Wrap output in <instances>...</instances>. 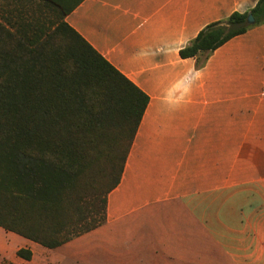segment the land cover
<instances>
[{"label": "crops", "instance_id": "obj_1", "mask_svg": "<svg viewBox=\"0 0 264 264\" xmlns=\"http://www.w3.org/2000/svg\"><path fill=\"white\" fill-rule=\"evenodd\" d=\"M52 1L149 101L105 221L54 249L0 227V264H264V23L180 55L258 0Z\"/></svg>", "mask_w": 264, "mask_h": 264}, {"label": "trees", "instance_id": "obj_2", "mask_svg": "<svg viewBox=\"0 0 264 264\" xmlns=\"http://www.w3.org/2000/svg\"><path fill=\"white\" fill-rule=\"evenodd\" d=\"M29 6L0 8V227L54 249L105 221L149 98L56 2ZM261 23L264 0L206 25L180 55L201 68L216 48ZM17 254L32 257L28 248Z\"/></svg>", "mask_w": 264, "mask_h": 264}, {"label": "water", "instance_id": "obj_3", "mask_svg": "<svg viewBox=\"0 0 264 264\" xmlns=\"http://www.w3.org/2000/svg\"><path fill=\"white\" fill-rule=\"evenodd\" d=\"M254 22H255V18L253 16V14L252 13H249L248 14V17H247V23L248 24H253Z\"/></svg>", "mask_w": 264, "mask_h": 264}, {"label": "rangeland", "instance_id": "obj_4", "mask_svg": "<svg viewBox=\"0 0 264 264\" xmlns=\"http://www.w3.org/2000/svg\"><path fill=\"white\" fill-rule=\"evenodd\" d=\"M88 205H89V203H88ZM93 215H94L93 217H95V218H98L100 216V214H97L95 212L93 213ZM53 252H56V251H53Z\"/></svg>", "mask_w": 264, "mask_h": 264}]
</instances>
